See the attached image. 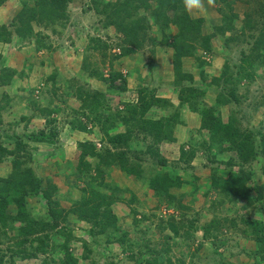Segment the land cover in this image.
I'll return each instance as SVG.
<instances>
[{"label": "rangeland", "instance_id": "374dc122", "mask_svg": "<svg viewBox=\"0 0 264 264\" xmlns=\"http://www.w3.org/2000/svg\"><path fill=\"white\" fill-rule=\"evenodd\" d=\"M114 1L72 0L67 9L69 18L63 24L34 22L35 32L42 33L43 46L36 36L22 38L16 22L12 23L22 2L8 0L0 8V25L7 24L12 37L0 41V78L15 71L11 81L0 82V145L13 149L19 138L28 144V165L43 180V188H54L53 207L63 210L57 228L41 231V235L50 234L51 245L45 254L19 255L15 252L19 248L1 231L0 256L4 262L0 264H71L73 259L67 261L69 251L76 264H144L147 258L142 251L149 241L151 246L158 245L161 255L168 253L173 261L183 264L264 263V257L254 254L255 225H264V197L249 205L213 185L214 176L224 182L242 173L248 177L249 187L264 185V158L260 154L243 162L231 149V140L223 136L213 139L202 129V111L209 107L221 124L243 135L253 134L256 145L263 141L264 0H201L202 10H193L191 15L184 11L183 0H176L175 9L165 2L159 9L162 3L157 0H151L149 9L131 4L125 13L129 19H142L146 29L140 37L141 46L132 45L130 53L123 34L97 10ZM160 12L169 18L167 27L162 18L158 20ZM174 16L180 23L173 20ZM192 18H202V22ZM175 43L190 52L182 59V73L189 77L182 78L174 70ZM115 71L126 75L125 88H121L120 78L111 85L110 75ZM142 88H146L143 93ZM190 92L197 112L187 103L180 104ZM145 95L147 99L168 100L167 107L162 108L159 104L164 102L155 99L158 103L147 113V119L165 115L166 122L172 123L170 117L178 113L173 140L158 145L166 165L150 153L153 138H145L141 127L130 142L128 156L141 165L148 179L128 174L119 163L107 165L99 156L81 157L84 142L103 154L114 150L110 135L126 128L122 120H115L117 113L128 103L139 105ZM81 122L87 124V132L77 128ZM43 129L57 132L53 143L26 136ZM224 136L229 138L227 133ZM234 139L237 141V136ZM14 159L9 154L4 157L0 176L12 171ZM166 174L185 181L172 188L177 196L172 204L170 198L162 200L149 185L152 176ZM118 188L123 190L119 193ZM118 193L123 200L115 198ZM101 197L112 202V210L118 215L120 232L116 234L115 222L103 227V216L100 222L84 218ZM48 204L42 193L27 198L30 213L41 220L51 219ZM180 204L188 207L182 209ZM108 209L109 204L104 203L100 211ZM7 211L14 214L16 206ZM172 214L186 224L193 223L196 229L190 239L174 238L178 243L167 252L163 242L171 231L160 226ZM59 229L63 234H57ZM125 234L123 245L120 237ZM65 240L68 249L60 246ZM37 245L28 250L34 251Z\"/></svg>", "mask_w": 264, "mask_h": 264}, {"label": "trees", "instance_id": "16d2710c", "mask_svg": "<svg viewBox=\"0 0 264 264\" xmlns=\"http://www.w3.org/2000/svg\"><path fill=\"white\" fill-rule=\"evenodd\" d=\"M8 0H0V8L7 2ZM22 2V8L19 13L13 18L12 23L15 21V27L18 35L22 38H32L36 36L37 41L40 45L42 33L37 34L35 32L34 22L38 24H43L44 26H53L57 23L63 24L62 21L67 20L69 18L68 15V6L72 0H18ZM162 4L159 5V9L162 10L165 3H169V5L175 9L177 7L176 0H157ZM165 2V3H164ZM131 4L136 5L137 7L144 6L145 9H149L152 7L151 0H117L116 2L110 3V5H106L105 9H100L99 13H105L108 17L107 23L114 24L117 27V30L123 34V40L126 44H128V48L126 49L128 53L130 50L134 49L131 47L132 45L141 46L142 42L140 37L142 36L143 30L146 29V26L142 23V19H129L128 14L125 13L128 9V6ZM186 15V16H185ZM184 16L189 18L188 14ZM183 16V18H185ZM175 17V16H174ZM163 19L165 26L167 27L170 22L166 13L160 12L159 19ZM190 19V18H189ZM173 20L176 23H180V18H174ZM198 23L202 22V18L193 19ZM199 26V25H198ZM165 27V28H166ZM191 28V26H190ZM7 24L0 25V41L6 42L11 40V33L9 32ZM45 37V36H44ZM43 37V38H44ZM209 42V41H208ZM43 46V45H42ZM175 57H174V70L175 72L181 76L182 78L189 77L190 75L187 73H182V59L184 56L190 54V52L185 49L184 45H179L175 43ZM133 51V50H132ZM11 72V73H10ZM9 73L2 74L0 78L1 83H8L13 78L15 71L11 70ZM122 79L123 85L121 88L126 87V83L128 79L124 73L121 71H115L110 75V83L114 85L117 79ZM192 89V88H190ZM146 88H142L140 91L143 93ZM196 91L192 92L195 93ZM191 92L189 95H185L181 98L180 104L187 103L189 107H192V110L199 111L197 105L193 102L194 95ZM162 101L164 104L162 108L167 107L165 104L168 103V100L163 98H149L147 99V95L141 97V103L139 105L134 103H128L127 108H122L116 115V118L123 121L126 128L124 130H118L114 134L110 135L109 142L115 146L114 150H106V153L103 154L101 151H97L93 149L87 142L82 143V152L81 157L84 158L86 155L90 156H99L107 165L117 164L123 168L128 174L135 175L138 179H148L146 173L141 170V165L135 164L130 160L128 156L129 146L132 139L135 137L137 130L145 132L144 136L150 135L153 138V143L149 147L150 153L158 159H161V164L166 165V158L162 155V152L158 145L160 142L166 139H172V128L175 126V122L178 116V113L175 112L172 114L173 122H166L167 117H161L154 120V118L147 119V113L151 110L153 106H155L158 102ZM171 105V104H170ZM208 108V109H206ZM204 108L202 111V129H206L210 132L213 139L222 138V136L226 139L231 140V149L236 150L240 159L243 162L252 160L254 158H258L261 154L264 158V137L263 141L256 145L255 137L253 134H242L238 129L223 125L218 120V116L213 113V110L209 107ZM169 118V117H168ZM153 119V120H152ZM113 120L112 122H117ZM143 120V121H142ZM142 121V122H140ZM138 124L134 125L132 123ZM116 126V124H115ZM139 126V127H138ZM141 127V128H140ZM79 130L83 132H87L88 126L87 124L81 122L79 126H77ZM140 128V129H139ZM234 130V133L231 130ZM227 133L229 138H226L224 134ZM232 133V136H231ZM57 135L56 131L48 132L46 130H40L38 132H32L27 134V138L37 142H50L53 143L54 136ZM234 136H237V141L234 139ZM184 152V151H183ZM9 154L15 156V159L12 164V171L7 176H0V233L2 231V236H6L12 240L15 244V248H19L17 252L19 255H23L26 258L35 257L39 255V253H47L48 245H51L49 241L50 234L41 235V231H52L57 228L58 220L60 216L63 214L62 209L54 208L55 202L53 201V193L54 188L47 185L46 188H43V180L37 175L35 169L28 165V159L31 158V155L28 150V144L24 142L21 138L18 139L16 143V147L13 149H9L8 147H3L0 145V162L3 161L4 157ZM186 154V153H184ZM104 158V159H103ZM26 159V160H25ZM103 174V173H102ZM105 175V173H104ZM213 185L220 188L222 192H225L233 197L241 198V200L246 201L251 205L255 200H261L264 197V185H258L256 187H249L247 185V179L245 174H239L234 179H227L224 182L221 180V177L213 178ZM181 177L173 178L169 174L164 176L154 175L149 178V185L154 190V193L161 197L162 200L169 199L170 202L174 200L177 196L172 192V188L175 186H181L183 184ZM51 188V189H50ZM121 188H118L117 192H121ZM253 190L256 191V194H252ZM43 194L46 200L49 202V216L51 219L49 220H41L35 218L27 206V198L32 194ZM117 194V199L123 200V197L120 194ZM99 203L96 204L95 209L93 208L88 212L89 217L84 218L86 220L94 219L95 221L100 222V217L103 216L105 222L102 224L103 227H107L111 224H117V230L115 229V234L119 231L118 227V215L112 210V202L107 200L106 197H101ZM107 203L109 204V211L101 212V206ZM172 204V202L170 203ZM16 206V212L14 214H10L7 211V208L10 206ZM177 206H174L176 208ZM180 207L187 208V205L180 204ZM178 208V207H177ZM118 222V223H117ZM194 222V221H193ZM19 223V224H17ZM261 227H256V239H257V249L254 250V254L260 256V258L264 257V225L263 222L260 224ZM193 223L186 224L184 220H177L175 214L170 215V217L163 223L160 227L161 230L168 229L171 231V234H166V240L163 242L165 248L164 251L170 252L171 246L173 244H177L178 241H174L176 237H183L185 239H190V234L193 232L196 227ZM182 232V229H185ZM105 228L104 230H106ZM209 230L210 228H207ZM13 232V234H12ZM64 231L60 230L57 234H63ZM103 232V230H102ZM210 231L206 232L209 234ZM123 236L126 238V234L120 237L121 243L124 245ZM2 238V237H1ZM123 241V242H122ZM61 243L60 246H63L65 249H68V244ZM172 242V243H171ZM38 244V245H37ZM36 246L34 251L28 250L30 246ZM146 248H143L142 253L144 254V264H183V262H175L169 256L168 253H163L161 255V249H159L158 245L151 246L150 241L145 244ZM14 246H10V249H13ZM32 249V248H31ZM50 249V248H49ZM73 253L69 251L67 255V261L69 259H73L71 264H76L77 259L72 255ZM149 254V255H147ZM138 257V255H137ZM136 258V256H135ZM0 262H4V256H0ZM65 262V261H64ZM67 264V263H66ZM108 264H120L118 262H109ZM256 264H264L261 261L256 262Z\"/></svg>", "mask_w": 264, "mask_h": 264}, {"label": "clouds", "instance_id": "9594fccd", "mask_svg": "<svg viewBox=\"0 0 264 264\" xmlns=\"http://www.w3.org/2000/svg\"><path fill=\"white\" fill-rule=\"evenodd\" d=\"M183 8L189 15L193 14V10L201 11L202 3L201 0H183Z\"/></svg>", "mask_w": 264, "mask_h": 264}]
</instances>
